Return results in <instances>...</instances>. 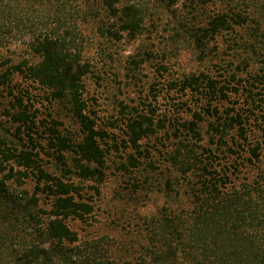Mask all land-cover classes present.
I'll list each match as a JSON object with an SVG mask.
<instances>
[{"label":"trees","instance_id":"16d2710c","mask_svg":"<svg viewBox=\"0 0 264 264\" xmlns=\"http://www.w3.org/2000/svg\"><path fill=\"white\" fill-rule=\"evenodd\" d=\"M167 1L170 7L182 0ZM151 2L0 0V48L19 43L24 52L19 61L2 63L0 88L10 86L15 75L38 84L53 100L71 106L83 134L73 143L55 119L37 115L30 98L12 93L16 133H0V264H264V146L257 141L245 154L234 149L237 136L249 138L247 124L264 120V0H185L194 17L177 19L170 40L189 42L204 68L175 78L169 89L182 96L191 93L205 105H196L191 119L180 118L176 110L178 142L169 162L175 181L186 184L189 206L164 207L145 217L140 239L128 251L118 255L122 249L116 252L108 235L85 238L70 226L69 220L91 224L93 206L84 188L51 175L36 159L44 146L34 142V135L43 138L49 132L48 148L60 158L70 150L78 155L80 179L102 180L106 152L100 141L108 135L97 128L84 97V79L92 72L84 28L96 20L103 36L135 39L143 32ZM211 54L224 55L222 61L230 59L231 65L261 62V67L249 73L252 83L244 82L233 68L221 65L212 71L206 66ZM231 97L242 99L239 107L221 110L214 104ZM157 111L150 105L128 119L126 135L133 150L164 128ZM205 121L209 143L231 157L229 164L215 166L214 151L204 148ZM174 184L171 177L164 181L167 191ZM95 192L100 193L97 187Z\"/></svg>","mask_w":264,"mask_h":264},{"label":"rangeland","instance_id":"374dc122","mask_svg":"<svg viewBox=\"0 0 264 264\" xmlns=\"http://www.w3.org/2000/svg\"><path fill=\"white\" fill-rule=\"evenodd\" d=\"M167 3V0L159 3L152 0L143 32L135 39L127 34L119 39L103 36L98 30V24L93 23L96 20L84 28L85 58L92 66V72L84 79V97L91 116L97 122V128L106 131L108 135L100 141L106 152L102 180L80 179L76 168L77 154L70 150L62 152L63 157L60 158L59 152L48 148L49 132L43 134V138L34 135V142L39 141L44 146L43 150H37L39 158L36 159L39 164L51 175L82 186V193L93 206L90 225L73 220L68 221L69 225L85 238L108 235L116 242V252L122 249L118 255L124 253V250L128 251L129 245L140 239L145 217L164 207L176 209L181 203L188 207L190 201L183 188L186 184L175 181L169 162L178 142L174 134V117L178 109L180 118L191 119L193 111L198 110L196 105L201 107L205 104L198 103L191 93L182 96L175 90H170L169 83L204 66L189 42L173 44L170 40L177 19L194 17L189 3L182 0L170 7ZM206 13L209 14L210 11ZM225 48L226 46H222L221 50ZM22 56L24 52L19 43L5 49L0 48V71L4 61H19ZM222 57L224 55L211 54L205 65L212 71H220L221 65L227 69L233 68L241 75L242 81L249 80V83L253 82L249 73H255L261 67V62L251 63L250 67L237 61L231 65L230 59L228 62L222 61ZM252 75L255 78L256 75ZM12 93L30 98L35 108H38L37 115L42 119H55L60 124L62 135L73 143L82 139L83 134L72 115L71 106L53 100L50 92L18 75L13 77L10 86L0 88V133L3 135L11 137L16 133L17 123L12 116ZM240 103L242 99L231 97L227 102L214 104H218L221 110H226L237 108ZM150 105L158 109L156 120H161L164 128L145 138L139 150L135 151L128 143L126 124L136 111L147 109ZM262 106L264 107V102ZM208 124L209 121L201 124L204 136L202 144L204 148L214 151L215 159L212 161L215 166L227 165L232 161L231 157L215 151L216 146L209 143ZM245 128L249 138L242 140L237 136L234 149L245 154L257 141L264 146L263 119H253ZM27 143L31 148L32 144ZM207 155L211 157L210 153ZM168 177L175 182L171 191H167L164 185ZM95 187L99 189V194L95 192ZM27 188L34 189L32 180H28ZM178 191L181 196L177 195Z\"/></svg>","mask_w":264,"mask_h":264}]
</instances>
